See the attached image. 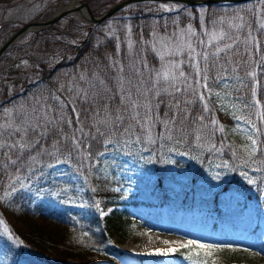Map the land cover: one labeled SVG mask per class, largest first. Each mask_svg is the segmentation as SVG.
<instances>
[{"label": "trees", "instance_id": "1", "mask_svg": "<svg viewBox=\"0 0 264 264\" xmlns=\"http://www.w3.org/2000/svg\"><path fill=\"white\" fill-rule=\"evenodd\" d=\"M84 1L94 15L116 2ZM146 4L133 2L115 12L111 18L127 12L128 28L117 35L101 22L81 26L75 41L65 40L54 22L0 55V264H110L113 253L121 254L117 241L147 222L129 207L144 204L216 215L206 239L168 253L188 264H233L249 254L216 239L218 223L250 230L264 244L260 225L239 215L229 218L216 195L197 196L190 188L170 197L162 190L168 160L176 153L195 161L193 181L220 166L229 178L223 188L241 187L243 172L258 191L264 188V0L206 4L210 14L226 18L218 30L223 39L204 47L207 68L213 77L237 76L231 91L239 114L254 125L253 153L228 140L208 87L196 83L201 77L174 87L171 81L157 82L151 34L187 23L200 30L197 4L180 3L173 11ZM225 45L232 47L212 55ZM131 101L139 107L132 109ZM134 113L139 123L131 118ZM105 151L136 162L144 158L157 178V200L145 202L107 187L95 172ZM51 165H59V172L35 186L34 176ZM108 206L113 208L105 213ZM251 253L255 264H264L263 254Z\"/></svg>", "mask_w": 264, "mask_h": 264}, {"label": "rangeland", "instance_id": "2", "mask_svg": "<svg viewBox=\"0 0 264 264\" xmlns=\"http://www.w3.org/2000/svg\"><path fill=\"white\" fill-rule=\"evenodd\" d=\"M91 1L96 3V1L102 0ZM81 2L87 3L84 0H0V46L21 26L37 20H46L65 8L77 6ZM116 2L118 1L116 0ZM141 2H147L145 5L147 7L165 11L177 10L181 6L180 2L176 1L144 0ZM10 3L12 4L10 5ZM196 11L200 30H196L191 23H187L168 33L154 31L151 34L150 42L158 57L159 72L162 73L171 68L172 62L179 63L178 68L171 69L178 77L175 84L179 80L185 82L192 78L198 79L192 67L193 61L189 59V49L186 45L191 44L197 53L204 52L206 45L217 40H211V34H220L218 31L220 20L226 21L223 16L221 19L219 15L216 17V15L210 14L206 4H197ZM72 13L61 16L55 22L58 23L57 32L62 39L75 41L78 38L79 28L89 22L75 17ZM113 15L102 21L104 24L101 27L107 32L117 35L121 30L128 28L127 25H123L127 12H118L117 17L111 18ZM31 33L33 32H26L20 39L26 40ZM210 40L211 42H209ZM18 42L16 41L14 44ZM174 52L176 54H172ZM196 59L199 60L200 67L203 69V60H200V57ZM181 61L183 63H180ZM181 71L187 80L179 76ZM207 76L208 90L214 99L218 120L228 140L240 144L253 153V147L256 148V145H252V139L256 140L254 125L239 114L231 91V88L239 83L237 76L213 77L209 71H207ZM167 81H171V79ZM194 165L195 161L189 156L181 153L172 155L168 160V172L162 181L163 192H166L170 197H176L184 190L193 188L197 196L216 195L219 205L227 212L229 218H235L233 216L237 215L241 218L245 217L252 224L258 223L264 233V188L258 191L248 172L241 174V187L230 185L231 187L223 188L229 178L227 172L220 166L214 167L212 174L207 175L203 180L193 181ZM59 170V165H51L46 171H40L34 176V185L45 184L48 177H54ZM95 172L106 180V186L109 188L136 194L145 202L157 200L155 186L157 178L144 158L136 162L119 154L118 151H105L100 154L96 162ZM46 174L49 176L45 177ZM58 176L61 175L58 174ZM63 190H66L65 185L61 186V191ZM112 208V206L106 207L105 213ZM129 210L136 215H145L147 222L134 226L125 237L117 241L121 254L118 256L113 253L110 256V264H188L185 260L173 255L158 254L156 250H164L169 247L177 249L188 244L189 241L194 243L206 239L217 219L214 213H208L198 208L186 211L164 205L144 204L138 208L129 207ZM215 232V238L222 243L234 244L239 248L250 250L247 256L240 255L233 264L259 262L253 261L255 257L251 255L253 254L251 251L264 255V244L250 230L233 228L227 223H218ZM163 241L174 243L165 244ZM258 260L261 259L258 258ZM68 261H74V259L69 258Z\"/></svg>", "mask_w": 264, "mask_h": 264}, {"label": "snow or ice", "instance_id": "3", "mask_svg": "<svg viewBox=\"0 0 264 264\" xmlns=\"http://www.w3.org/2000/svg\"><path fill=\"white\" fill-rule=\"evenodd\" d=\"M189 32H191V29H189ZM215 39H223V34H216V33L211 34V40H215ZM211 40L209 42H211ZM201 43H203V41H201ZM186 47L189 49V59L191 61H193L192 67L194 68L196 75L198 77H201V79L197 80L196 83H197L198 86L207 89V87H208V85H207V79H208V76H207V71H208L207 62H208V59H209V54L207 52L197 53L196 49L194 47H192L191 44H187ZM231 47H232V45H225L224 48L217 47L216 51L214 53H212V55L213 56H218L220 52L225 51L226 49H230ZM180 50H182V49H180ZM172 54H176V53L174 52ZM197 57H200L205 62V67L203 69H201L199 60L196 59ZM180 63H183V61H181ZM178 67H179V63L172 62L171 63V68H168L167 70L163 71L162 73L161 72L157 73V82L160 79H164L166 81L171 79V81L173 82V87H174L175 86V81L178 79V77L175 75L174 72L171 71V69L172 68H178ZM179 76L180 77H184L185 80H187V77H185V74L183 73V71H181L179 73ZM201 81H203V83H201ZM101 83H103V82L101 81ZM188 87L190 88L191 85L189 84ZM163 91H167V89H163ZM176 91H179V89L177 88ZM194 91H195V89H194ZM157 94H159V92H157ZM217 95H219V94H217ZM200 99L201 100L204 99V94L203 93L200 94ZM130 107L132 109H135V108L139 107V105L135 101H131ZM205 107H207V105H205ZM74 111H75V109H74ZM138 116H139V113H134L131 118L133 120H135L137 123H139ZM117 119H121V117L118 116ZM149 119H150V117H149ZM213 122L215 123V121H213ZM141 127L143 128V125H141ZM33 130H35V127H34ZM97 131H99V129H97ZM249 139H251V137H249ZM252 145L253 146L256 145V140L252 139ZM77 146H79V145H77ZM0 147H4V145L0 144ZM13 147H16V145H13ZM19 147L20 148H24L25 145L24 144H20ZM252 151L253 152L256 151L255 147H253ZM13 163H15V161H13ZM163 243L170 244V243H174V242L163 241ZM191 244H192V242L189 241L188 245H191ZM198 247L199 248H203V249H208L209 252L213 251V249H211V246H209V245H198ZM215 250L218 251L219 249H215ZM156 251H157L158 254L167 255L170 252L176 251V249L169 247V248L164 249V250L157 249Z\"/></svg>", "mask_w": 264, "mask_h": 264}, {"label": "water", "instance_id": "4", "mask_svg": "<svg viewBox=\"0 0 264 264\" xmlns=\"http://www.w3.org/2000/svg\"><path fill=\"white\" fill-rule=\"evenodd\" d=\"M138 1H144V0H122L119 1L112 6H110L108 9L103 11L100 15L95 16L91 9L89 8L88 4L85 2H81L79 5L74 7H67L64 10L60 11L56 15H54L51 18H48L46 20H37L29 24H25L18 28L1 46H0V55L2 52L8 48L9 46L13 45L14 42H16L19 38H21L26 32H36L40 29L46 28L52 23H54L56 20H58L63 15H69L72 12L79 11L81 8H84L88 14L87 22H89L91 25L99 24L100 22L107 19L109 16L113 15L116 11L119 9L127 6L130 3L138 2ZM158 1V0H153ZM161 1H176L181 2L185 4H209V3H239L244 1H250V0H161Z\"/></svg>", "mask_w": 264, "mask_h": 264}, {"label": "bare ground", "instance_id": "5", "mask_svg": "<svg viewBox=\"0 0 264 264\" xmlns=\"http://www.w3.org/2000/svg\"><path fill=\"white\" fill-rule=\"evenodd\" d=\"M70 7H74V6H70ZM73 13H74L75 17L82 18L85 21H87V19H88V14L84 8H81L79 11H75Z\"/></svg>", "mask_w": 264, "mask_h": 264}]
</instances>
